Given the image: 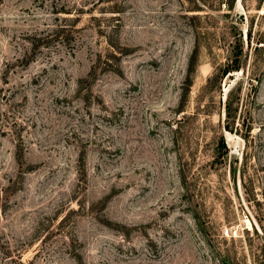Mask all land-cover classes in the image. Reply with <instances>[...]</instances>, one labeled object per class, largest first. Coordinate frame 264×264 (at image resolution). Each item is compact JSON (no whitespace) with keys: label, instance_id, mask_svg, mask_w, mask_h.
Returning a JSON list of instances; mask_svg holds the SVG:
<instances>
[{"label":"rangeland","instance_id":"374dc122","mask_svg":"<svg viewBox=\"0 0 264 264\" xmlns=\"http://www.w3.org/2000/svg\"><path fill=\"white\" fill-rule=\"evenodd\" d=\"M0 264H264V0H0Z\"/></svg>","mask_w":264,"mask_h":264},{"label":"trees","instance_id":"16d2710c","mask_svg":"<svg viewBox=\"0 0 264 264\" xmlns=\"http://www.w3.org/2000/svg\"><path fill=\"white\" fill-rule=\"evenodd\" d=\"M239 68V64L235 65V66H227V68L223 69L222 72H221V75L218 76V78H222L224 77L225 74H227L228 72L232 71V70H237ZM190 70H189V73H188V77H190ZM228 108V107H227ZM181 111V110H180Z\"/></svg>","mask_w":264,"mask_h":264}]
</instances>
